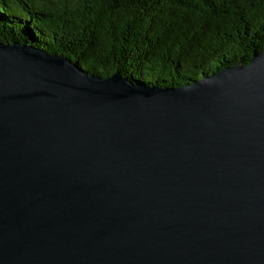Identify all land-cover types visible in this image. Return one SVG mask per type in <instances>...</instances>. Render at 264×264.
<instances>
[{"label": "water", "instance_id": "95a60500", "mask_svg": "<svg viewBox=\"0 0 264 264\" xmlns=\"http://www.w3.org/2000/svg\"><path fill=\"white\" fill-rule=\"evenodd\" d=\"M181 87L0 42V264H264V50Z\"/></svg>", "mask_w": 264, "mask_h": 264}, {"label": "trees", "instance_id": "16d2710c", "mask_svg": "<svg viewBox=\"0 0 264 264\" xmlns=\"http://www.w3.org/2000/svg\"><path fill=\"white\" fill-rule=\"evenodd\" d=\"M15 41L175 88L264 50V0H0V42Z\"/></svg>", "mask_w": 264, "mask_h": 264}]
</instances>
